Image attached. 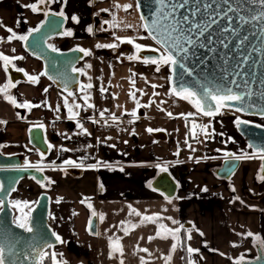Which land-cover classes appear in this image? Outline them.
Returning <instances> with one entry per match:
<instances>
[{
  "label": "crops",
  "instance_id": "crops-1",
  "mask_svg": "<svg viewBox=\"0 0 264 264\" xmlns=\"http://www.w3.org/2000/svg\"><path fill=\"white\" fill-rule=\"evenodd\" d=\"M36 2L0 0V52L9 57H23L13 61V68L23 69L26 77L25 81H17L15 88H9L7 94L15 97L18 103L39 105L31 109L20 108L24 110V116L20 117L5 99V94L0 93L3 98L0 100V121L6 122L0 127V152H23L27 162L42 163L46 176L44 186L22 179L24 187H30L29 195L17 194L11 198L12 192L10 202L27 201L32 208L40 193L48 194L49 225L64 241L57 242L49 249V254L56 253L61 264H120L130 251L140 264L141 258L144 261L161 259L166 264L167 256H171L169 264H188L189 260L195 264H235L241 255L244 259L256 257L255 236L264 238V180L259 179L262 160L242 159L240 167L229 179H222L215 173L222 165L225 153L252 154L237 130L235 120L238 116L225 114L210 118L198 113L194 107L193 111H187L186 100L170 94L168 65L157 72L155 65L127 58L136 55L134 45L120 44L115 36L132 38L134 43L137 41L145 48H154V41L139 27L142 23L134 0H67V3L56 0L50 5H40L41 11L34 13L26 5ZM116 4L121 7L116 8ZM125 4H132L133 8L124 11L122 6ZM62 8L69 17L64 30L71 29L73 35L51 39L49 44L61 49L82 47L91 51L92 55L85 56L78 68L83 70L79 84L93 85L85 91L94 108L85 110L82 99L85 91H81L80 86L78 91H72L74 96L68 97L67 92L40 75L43 64L25 51L23 41L8 39L11 33L7 29L11 28L17 35H26L29 29L38 27L43 21L44 10L59 12ZM73 15L79 18V23L71 20ZM113 15L123 24L136 27L125 28L121 24L120 28L112 29L104 25L103 21H111ZM89 26L94 29L91 34L87 31ZM101 27L108 30L103 31ZM109 43L119 46L115 49L96 47ZM24 73L38 76L39 81L28 82ZM8 82V74L0 61V87ZM153 84L158 87L153 88ZM101 88L106 91L102 92ZM132 92L136 93L141 105L153 103L137 108L130 95ZM154 92L159 95H153ZM65 98L69 104L75 102L82 106L74 110L79 112L74 119H69ZM133 110L137 112L136 118L131 116ZM102 111L103 117L100 116ZM168 112L173 116L169 117ZM181 113L194 115L186 121ZM113 114L118 118L117 123L111 119ZM192 120L195 123L203 121L204 125L208 121L212 137L206 138L198 131L199 135L194 139L190 131ZM40 125H43L47 145L53 146L46 156L40 155L29 144L30 128ZM149 128L154 131L149 133ZM157 133L161 135L156 136ZM200 153H204L203 158L196 155ZM69 159L77 164L82 161L84 167L65 165L63 162ZM163 167H167V171H162ZM162 172L167 173L174 184L170 196L159 189V184L153 185ZM89 203L91 209L87 206ZM93 210L97 213L98 235L89 232ZM18 211L16 215L20 216ZM100 214L104 216L103 221L99 219ZM154 215L162 219L141 224L142 216ZM123 218L131 221L126 225L130 231L124 241L117 234L118 223ZM172 220L191 230L192 236L190 241L186 240L182 230V246L175 252L171 251L174 243L171 237H156L158 230L164 231L158 229L160 223L168 228L179 227ZM132 224L138 227L131 229ZM249 231L254 237L244 235ZM150 237L156 238L150 240ZM117 240L123 255L115 253L110 257V243L114 245ZM233 244L238 246L233 247ZM188 246L199 251L190 256L186 251Z\"/></svg>",
  "mask_w": 264,
  "mask_h": 264
},
{
  "label": "snow or ice",
  "instance_id": "snow-or-ice-1",
  "mask_svg": "<svg viewBox=\"0 0 264 264\" xmlns=\"http://www.w3.org/2000/svg\"><path fill=\"white\" fill-rule=\"evenodd\" d=\"M56 2V0H37L36 3H32L30 5H26V7L31 8L32 12L36 13L38 11H41L40 5H50L51 3ZM152 2L155 4V8L152 13L151 22H145L142 23L139 27H142L145 31H148L149 36L156 41L158 45H160V48H152V49H146L145 46H142L139 43H134V40L132 38L128 37H120L115 36V39L120 43H127V44H133L136 50V55L128 56L127 58L129 60H141L144 64H151L156 66V71L159 72L160 68L164 65H168L173 69V75L177 76V79L179 81V86L177 87L174 85L171 88L170 94L172 96L178 97L179 99L186 100L189 103L193 105V107L197 110L198 113H200L203 116H207L210 118H214L218 115H223L225 109L234 110L235 112H247L249 110L255 109L259 106V101L257 99H254L256 96V93L253 92L250 88H248V82L245 81L244 89L242 91H234V89L227 84L223 87L220 86H213V87H207L202 85L201 91L197 92L193 90L192 88H189L185 86L183 82V76L188 75L192 76V71H190L186 67V62L190 60L191 57L195 56V52L193 49L195 48H204L208 47L209 51L212 50L210 47L214 41H213V32L219 31L222 33H229L234 36H239V31L237 30L236 23L238 22V25L240 28H243L247 25L251 24H257L260 25V31L264 32V0H224V4L227 5L226 10H222L221 5L217 2V0H152ZM64 3H67V0H64ZM235 4V6H233ZM245 4L248 5H255L257 8H259V11H256L255 9H252L250 15H242L240 13L248 11L249 9L245 8ZM116 8H120L121 5L116 4ZM124 11H127L128 9L133 8L132 4H125L122 6ZM136 9L139 10L141 7L140 3L137 2L135 5ZM102 11H109L108 9H102ZM229 13H236L237 15L235 17L229 15ZM44 16L46 17V20L49 16H55L60 17L61 20H47L48 26L50 30H55L56 28L60 27L62 22H66L69 17L65 15V12L63 8L59 12H50L48 10H44ZM141 21H145V17H140ZM71 20L75 23H79V18L75 15L71 17ZM226 20L227 25L222 26L221 21ZM104 25H108L109 28L116 29L120 28L121 24H123L122 21L117 20L116 16H112V20H104ZM125 28H135L136 26L131 24H123ZM215 26V28H214ZM43 27V22L40 27L29 29L28 33L26 35H17L11 28L7 29L9 33H11V36L8 37L9 41L12 39L20 40V41H28L29 36H31L34 32H40V28ZM101 30L107 31L108 29L101 27ZM87 31L91 34L93 33L94 29L93 27L89 26L87 28ZM61 35L71 37L73 35V32L71 29H66ZM254 36L256 35L255 32L252 33ZM204 40L205 43H200L201 40ZM249 37L247 35L243 36L239 44L240 46H243L244 42L247 41ZM220 44L227 48L228 44L223 40L220 39ZM261 43H264V37H261ZM119 46L118 43H109V44H97V48H110L115 49ZM48 48L52 52H58L59 50L54 46L49 44ZM149 50L153 52H159L160 55L158 57H142L139 55L142 51ZM258 49L254 48L253 51H257ZM13 51H15L13 49ZM73 51L81 52L84 56H91L92 53L90 50H86L82 47H77L73 49ZM248 56H244L243 60H248ZM23 57H9L5 55L4 53L0 52V61L3 62L4 70L7 71L10 66L15 67L13 64L14 60H21ZM87 67H91V65H87ZM176 68H179L181 71L177 75ZM17 71L23 72V69L17 68ZM72 72H83L82 69H77L75 67H72ZM28 77V82L30 83H37L39 81L38 76H29L27 73H24ZM86 74V73H85ZM238 75H241L242 73H237ZM40 75H46V73H41ZM135 74L133 73V76ZM226 78V77H225ZM49 79H52V77H49ZM91 79V78H89ZM131 83L133 86H135V81L132 80ZM237 82L235 79H232L229 81V84L235 85ZM16 84L12 83L11 80H9L8 84H6L3 87H0V93L5 94V99L8 100L14 107L17 108H27L31 109L32 107H39V105H32L29 102H23L18 103L16 98L8 95V89L9 88H15ZM93 85L91 83L88 84H82L80 85L81 91H85L87 89H91ZM153 88L158 87V85L153 84ZM162 87V86H161ZM239 87V85H237ZM64 90L67 91L68 97L74 96V93L69 90V81L65 80L64 83ZM47 91V89H45ZM101 91H106V89L101 88ZM131 98L136 101L137 108L140 107H149L151 106L152 101L149 102V104L141 105L140 102L136 99V93L132 92ZM153 95H159V93H153ZM260 97L264 99V92L260 93ZM86 108H94L95 106L91 103H89L91 97L90 95L85 91V95L82 97ZM46 103V102H45ZM239 105V106H237ZM64 106L67 108L69 113V119H74L76 116L79 115L78 111H74L75 109H80L82 106L78 103L73 102L72 104H69V101L67 98L64 99ZM162 110V109H161ZM56 111H59V108L56 109ZM261 112L264 113V109H261ZM19 115V114H18ZM167 115L169 117H172L173 114L171 112H168ZM184 119L187 121L189 117H192L193 113H188L187 115L181 113L180 114ZM100 116H104V112H100ZM131 116L136 118L137 112L133 110L131 112ZM112 121L114 123L118 122V118L113 114L111 117ZM95 122V121H93ZM132 121H130L131 123ZM0 123H6L4 121H0ZM236 126L239 127L240 125L244 124L247 125L249 121L241 120L239 117L235 120ZM40 127H43V125H40ZM79 127L83 128V125H79ZM211 125H198L195 123L194 120L191 121V136L195 139L199 132L197 131L199 129L200 132H203L206 138H211L213 135V132L209 131ZM256 127H260V125H256ZM149 133L153 132L154 130L149 128L147 129ZM222 135V134H221ZM234 142V141H233ZM187 143V140L185 141ZM191 148V145H188ZM53 146L51 144L48 145V148L51 149ZM249 148H252L253 145L249 144ZM195 151V149H192ZM62 151H69V149H62ZM219 151V150H217ZM43 156V154H41ZM179 155V153H177ZM226 156H230L232 159L239 161L242 159H249V158H259L261 160H264V149H260L251 155L248 153H242L241 155H236L232 153H225ZM199 162V161H197ZM65 165L68 166H74V167H84L83 162L81 161L79 164L76 163V161H73L71 159L65 160L63 162ZM107 167H111L110 165H105ZM29 167L34 168L37 172H42L43 168L37 165H29L27 162H25L24 168H17L18 171H26ZM88 167L95 168L96 165H89ZM3 170V169H0ZM123 171V169H120ZM162 171H167V167L161 168ZM262 172H264V166H262L261 169ZM259 179L264 180V175H261ZM53 181H49V183H52ZM37 183H41V181L37 180ZM41 186L44 185L41 183ZM101 189L103 188V185L100 186ZM16 189L11 188L9 191L14 192ZM207 191V189H204ZM5 188L3 183H0V192H4ZM11 206L13 208H17L21 211V215L15 220L16 226L25 232L31 233L33 232V226H32V218H31V212L32 209L29 206L27 201L21 202V201H15L10 202ZM59 203V200L57 201ZM81 203H84V201H81ZM22 204V207H21ZM4 205H5V199H0V212L4 211ZM88 208H92V204L89 203ZM23 209H28L27 212H25ZM137 216H140L139 212L134 213ZM91 215L93 217L97 216V213L93 210ZM100 221L104 220L103 214L99 215ZM162 217L159 215L154 216H142L141 217V224L144 222H152L155 223L159 220H161ZM172 219V218H168ZM124 224L125 222H121ZM173 224H179L178 221L172 220ZM92 221L89 222V227L91 228ZM131 229H135L138 227V225L132 224ZM158 229H163V233L161 231H157L156 237H159L161 239H168L171 237V239L174 241V243L171 245V251L175 252L179 246H182V240H181V232L182 230L186 233V240H191V230L185 229L183 224H179V227L176 228H168L163 223H160L158 226ZM124 231L125 235L129 234L130 229L128 227H125L122 229ZM97 235L99 233H96ZM201 236H203V233H199ZM52 236L55 237V240L59 243H63L64 241L61 239V237L56 234L55 232L51 233ZM246 237H254V234L252 232H247L244 234ZM156 237H150L149 239H154ZM112 238H110L111 241ZM255 242L261 247L264 248V238H261L259 236H255ZM238 245L233 244V247H236ZM48 248L51 249L53 245L51 243H47L43 238H41V241H35L27 250L24 251H18L15 248H8L5 249L4 246L0 245V264H13L12 257L13 256H22V260H20V264H24V261H28L29 264H43L46 257L50 256V259L52 260V264H61L60 261L57 260L56 253L49 254L44 249ZM110 257L115 254L119 253L120 255H123V249L122 246L119 244V241L117 240L115 244L113 245L110 243ZM140 251L147 252V249H139ZM186 251L191 256L194 253H197L198 249H193L192 247L188 246ZM259 259V258H258ZM166 264H169L171 261V256H167L165 258ZM120 264H123V260H121ZM141 264H145L144 259L141 258ZM188 264H195L193 260H189ZM235 264H246L244 256L241 255L235 262Z\"/></svg>",
  "mask_w": 264,
  "mask_h": 264
},
{
  "label": "water",
  "instance_id": "water-1",
  "mask_svg": "<svg viewBox=\"0 0 264 264\" xmlns=\"http://www.w3.org/2000/svg\"><path fill=\"white\" fill-rule=\"evenodd\" d=\"M134 1L135 4L139 2L141 5L139 10H137L139 18L141 16L146 18L145 21H141L140 19L141 23H150L155 4L152 0ZM217 2L221 5L222 10L227 9L224 0H217ZM241 2H243V0H241ZM233 6H235V4ZM245 8L249 10L240 13L245 16L250 15L252 9L259 11V8L255 5L245 4ZM229 15L235 17L237 14L229 13ZM47 20H61V18L49 16ZM47 20L44 16L42 21L43 27L40 28V32H34L29 36L28 41H23V48L33 57L41 60L43 64V73H46L44 76L55 86L67 92L64 90V83L65 80H67L69 81V90L76 92L79 90L81 72H72V67L79 69L78 64L85 56L81 52L73 51L75 48L61 49L56 47L59 51L55 53L52 52L48 48L49 41L59 37H66L60 34L64 31L65 22H62L61 26L53 31L49 29ZM42 22L38 27L41 26ZM221 25L226 26L227 21L222 20ZM235 26H237L239 36L214 31V43L210 46L212 48L211 51H209L208 47L193 49L195 56L191 57L190 60L186 62V67L192 71V76L184 75L183 82L185 86L197 92L202 90V85L207 87H223L226 84L232 87L234 91L239 92L244 89L245 81H247L248 88L256 93L254 99L259 101V106L242 114L256 118H264V113L261 112V109H264V99L260 97V93L264 92V43H261V37H264V32L260 31L261 26L257 24H251L240 28L237 22ZM145 32L149 36L148 31ZM253 32L256 33L255 36L252 34ZM245 35H247L249 39L244 42L243 46H240L239 41ZM220 39H223L228 44L227 48H224L220 44ZM152 40L156 43L154 39ZM200 43H205V41L202 39ZM158 46L160 47V45ZM254 48L258 50L254 52ZM139 55L142 57H158L160 53L145 50L139 53ZM244 56H248V60L244 61ZM169 71L171 88L174 85L178 87L179 81L177 76L173 75V69L170 66ZM175 71L178 75L181 70L176 68ZM6 72L12 83H16L19 80H26L23 73L17 71L12 66H10ZM237 73L242 74L238 75ZM49 77H52V79H49ZM232 79L236 80L237 83L235 85L229 84V81ZM237 85H239V87H237ZM15 110L20 114V117L24 116L23 109L15 107ZM241 120L249 121L247 125L242 124L237 127V130L247 142L248 146L249 144L253 145V147L250 148L252 153L264 149V124L247 119ZM256 125H260V127H256ZM160 135L161 133H157L156 136ZM29 144L37 150L40 155L43 154V156H46L48 154L49 148L45 140L43 129L40 126L30 128ZM25 162L27 161L25 159V153L23 152L13 154H3L0 152V169H3L0 170V183H3L5 188L4 192H0V199H5L4 211L0 212V245L4 246L6 250L11 247L21 252L27 250L35 241H41V238L47 243H51L53 246L57 244L55 237L51 235L53 231L48 221V194L40 193L35 204L31 208L33 232L28 233L18 228L13 220L14 211L10 205V195L12 192H10V195L8 194L10 189H16L18 183L25 178L35 183H37V180L41 181L42 184L46 182V176L43 171L37 172L31 167L26 171L16 170L17 168H24ZM241 162L242 160L236 161L230 156H226L223 159L222 165L215 169V173L222 179H229L238 170ZM27 163L29 165L42 167V163L40 162ZM262 166H264V160H262ZM261 173L264 175V172L261 171ZM41 183L37 184L41 185ZM153 185H158L159 189L168 194V196H170V192H173L174 189L172 180L165 172L159 175ZM91 221L92 224L91 228L89 227V232L95 234L97 232V217H92ZM44 250L47 251L48 248L45 247ZM11 259L13 264H20L22 256H13ZM245 262L246 264H264L263 249L257 245V256L245 259ZM24 264H29V262L24 261Z\"/></svg>",
  "mask_w": 264,
  "mask_h": 264
},
{
  "label": "rangeland",
  "instance_id": "rangeland-1",
  "mask_svg": "<svg viewBox=\"0 0 264 264\" xmlns=\"http://www.w3.org/2000/svg\"><path fill=\"white\" fill-rule=\"evenodd\" d=\"M136 43H139V42H137L136 41ZM154 44H153V47L154 48H160L155 42H153ZM2 96L0 95V100L2 101ZM186 104H184L185 105V108H186V110L187 111H193V105L191 104V103H189L188 101H186L185 102ZM15 108V107H14ZM224 111V114L223 115H225V114H227V115H233V116H237L239 113L238 112H235L234 110H229V109H225V110H223ZM207 121V120H206ZM260 123H262V124H264V119H261L260 120ZM210 123L207 121L206 122V125H209ZM198 131V130H197ZM197 156H200V158L202 157H204V153H200V154H196ZM24 182H19V184L17 185V188H16V190L12 193V195H11V198H14L15 197V195H17V194H19V196L21 195H24L25 197H26V195H29V193H28V190H29V188L30 187H24V184H23ZM26 186V185H25ZM11 208L13 209V211H14V217H13V220H14V222H15V220L19 217L18 215H16L17 214V208H13L12 206H11ZM26 210H28V209H26ZM19 213L21 212V211H18ZM121 222H125L124 224H122ZM129 222H131V221H129V220H127L126 218H123L122 219V221H120L119 223H118V228H117V234L119 235V238L121 239V240H126L127 239V237H125L126 235L124 234V231L122 230L123 228H125L126 227V225H127V223H129ZM130 238V237H129ZM48 253H50V250L49 251H47ZM133 252L132 251H130V254H127V255H125L126 257H125V259H123V264H140V261H138V260H135V259H133V254H132ZM145 262V264H163V260H161V259H156V260H146V261H144ZM119 264V263H118Z\"/></svg>",
  "mask_w": 264,
  "mask_h": 264
},
{
  "label": "flooded vegetation",
  "instance_id": "flooded-vegetation-1",
  "mask_svg": "<svg viewBox=\"0 0 264 264\" xmlns=\"http://www.w3.org/2000/svg\"><path fill=\"white\" fill-rule=\"evenodd\" d=\"M239 113V112H238ZM240 119H247V120H251V121H257L260 123V120L261 119H264V118H256V117H251V116H247V115H243L242 113H239L237 115ZM262 124V123H261Z\"/></svg>",
  "mask_w": 264,
  "mask_h": 264
},
{
  "label": "trees",
  "instance_id": "trees-1",
  "mask_svg": "<svg viewBox=\"0 0 264 264\" xmlns=\"http://www.w3.org/2000/svg\"><path fill=\"white\" fill-rule=\"evenodd\" d=\"M47 251H49V249ZM50 262H51V259H50V256H49V257L45 258L43 264H50Z\"/></svg>",
  "mask_w": 264,
  "mask_h": 264
},
{
  "label": "built area",
  "instance_id": "built-area-1",
  "mask_svg": "<svg viewBox=\"0 0 264 264\" xmlns=\"http://www.w3.org/2000/svg\"><path fill=\"white\" fill-rule=\"evenodd\" d=\"M196 124L198 125H204V122L203 121H196ZM0 127H1V123H0ZM199 131V129H198ZM201 134H204L203 132H200Z\"/></svg>",
  "mask_w": 264,
  "mask_h": 264
}]
</instances>
